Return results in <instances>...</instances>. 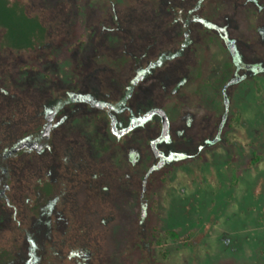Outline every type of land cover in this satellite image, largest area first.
<instances>
[{"label": "rangeland", "instance_id": "374dc122", "mask_svg": "<svg viewBox=\"0 0 264 264\" xmlns=\"http://www.w3.org/2000/svg\"><path fill=\"white\" fill-rule=\"evenodd\" d=\"M0 264H264V0H0Z\"/></svg>", "mask_w": 264, "mask_h": 264}, {"label": "trees", "instance_id": "16d2710c", "mask_svg": "<svg viewBox=\"0 0 264 264\" xmlns=\"http://www.w3.org/2000/svg\"><path fill=\"white\" fill-rule=\"evenodd\" d=\"M170 234H171V236H173V237H177V235H176L175 233H173V232H171Z\"/></svg>", "mask_w": 264, "mask_h": 264}]
</instances>
